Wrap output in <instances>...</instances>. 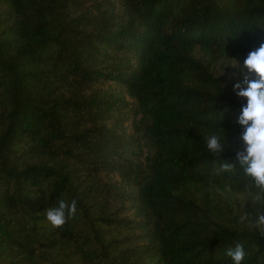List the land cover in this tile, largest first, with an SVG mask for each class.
Segmentation results:
<instances>
[{
	"label": "trees",
	"instance_id": "trees-1",
	"mask_svg": "<svg viewBox=\"0 0 264 264\" xmlns=\"http://www.w3.org/2000/svg\"><path fill=\"white\" fill-rule=\"evenodd\" d=\"M261 43L264 0H0V264H264L233 87Z\"/></svg>",
	"mask_w": 264,
	"mask_h": 264
},
{
	"label": "clouds",
	"instance_id": "clouds-1",
	"mask_svg": "<svg viewBox=\"0 0 264 264\" xmlns=\"http://www.w3.org/2000/svg\"><path fill=\"white\" fill-rule=\"evenodd\" d=\"M236 61L232 60L231 66ZM243 87L235 84L237 95L245 99L241 108L238 123L243 128L241 139L244 144L242 152L237 153V160L243 166L245 189L238 193L241 199L249 196L261 200L264 196V43L248 52L243 60ZM254 76V78H250ZM221 134L212 132L207 139V150L212 153L221 151L219 140ZM233 166L229 163L220 165L221 172H231ZM77 212L76 202L58 201L55 206H50L45 211L46 220L54 228L62 227L67 218ZM257 230L264 229V215L256 218ZM232 264H245V248L237 244L228 252Z\"/></svg>",
	"mask_w": 264,
	"mask_h": 264
}]
</instances>
